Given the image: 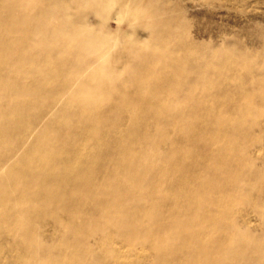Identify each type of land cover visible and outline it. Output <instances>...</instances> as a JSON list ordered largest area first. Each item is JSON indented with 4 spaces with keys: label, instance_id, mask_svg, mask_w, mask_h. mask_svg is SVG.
Here are the masks:
<instances>
[{
    "label": "bare ground",
    "instance_id": "bare-ground-1",
    "mask_svg": "<svg viewBox=\"0 0 264 264\" xmlns=\"http://www.w3.org/2000/svg\"><path fill=\"white\" fill-rule=\"evenodd\" d=\"M180 1L0 0V240L18 262L122 264L113 238L160 264H257L234 213L264 190V64L203 52Z\"/></svg>",
    "mask_w": 264,
    "mask_h": 264
},
{
    "label": "rangeland",
    "instance_id": "rangeland-1",
    "mask_svg": "<svg viewBox=\"0 0 264 264\" xmlns=\"http://www.w3.org/2000/svg\"><path fill=\"white\" fill-rule=\"evenodd\" d=\"M178 6L189 26L191 37L200 43L203 52L208 53L215 46L221 48L232 46L233 49L247 51L253 62L264 64V0H181ZM134 23L136 25L137 21ZM108 26L115 30L117 21L110 19ZM121 27L122 30L131 32L127 20L121 23ZM137 35L140 39H146L142 33ZM253 83V81L249 82L250 85ZM261 121L264 122L263 117ZM160 148L168 150L170 145L164 143ZM249 149L255 165L261 167L264 164V136L263 144L256 142ZM251 184L242 190L243 195H241L245 200L236 206L234 215L241 231L251 233L253 236L249 234V239L256 241V246H260L263 253L256 258V262L264 264V215H259V207L264 206V190H259L254 182ZM224 186L231 189L230 184ZM167 190L173 191L169 188ZM138 203L142 202L138 201ZM165 206L179 209L180 204L174 200ZM50 220H47L46 224L38 225L34 230L38 237L45 240L47 247L52 246V241L49 240L51 227L47 224L51 222ZM100 232L111 237L117 234L115 229L106 226ZM231 237H234L233 234ZM53 238L70 242L76 239V234H60L58 238L55 236ZM144 242L148 244V241L144 240ZM35 245L38 247L37 242ZM113 246L121 249L118 255L121 257L122 264H160L159 261L156 262L157 255L154 250L148 248L144 251L141 249L135 251V247L124 245L113 238L103 242L102 254L110 251ZM55 251L58 252L59 249ZM19 256H22L21 251L7 250L6 242L0 240V264H24L17 261Z\"/></svg>",
    "mask_w": 264,
    "mask_h": 264
}]
</instances>
